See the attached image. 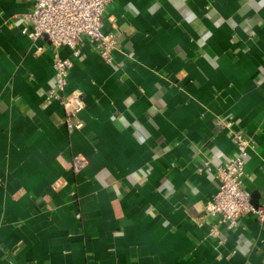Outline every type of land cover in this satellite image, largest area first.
Segmentation results:
<instances>
[{
  "label": "crops",
  "instance_id": "obj_1",
  "mask_svg": "<svg viewBox=\"0 0 264 264\" xmlns=\"http://www.w3.org/2000/svg\"><path fill=\"white\" fill-rule=\"evenodd\" d=\"M32 7L0 0V264H264L257 217L200 225L234 133L264 206V0H112L111 62L86 38L79 57L32 41ZM58 58L81 130L49 96Z\"/></svg>",
  "mask_w": 264,
  "mask_h": 264
},
{
  "label": "built area",
  "instance_id": "obj_2",
  "mask_svg": "<svg viewBox=\"0 0 264 264\" xmlns=\"http://www.w3.org/2000/svg\"><path fill=\"white\" fill-rule=\"evenodd\" d=\"M32 3V11L25 15L26 25L22 33L36 42L46 38L55 49L68 47L75 57L80 56V43L86 38L93 44L97 53L111 62L113 53L119 49L117 39L103 30V20L106 8L112 0H21ZM38 50H42L39 48ZM73 61L68 58H58L54 63L55 84L49 96L71 107L66 124L70 130H81L84 124L74 120L83 108L82 95H68L69 73ZM233 127V121L225 124V128ZM234 151L230 158L217 166L219 182L217 192L205 206L203 226L206 220H212L211 235L219 236V228L233 230L239 226L244 215L251 214L264 224V206H255L249 192L244 188L246 161L254 142L242 132L232 135ZM86 162L81 156L74 161L75 170L84 168ZM211 165L205 163L198 168L201 173L210 170Z\"/></svg>",
  "mask_w": 264,
  "mask_h": 264
}]
</instances>
